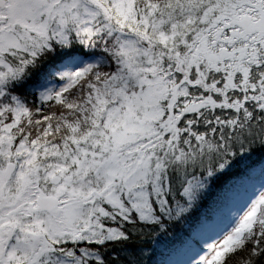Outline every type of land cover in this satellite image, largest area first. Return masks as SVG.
<instances>
[{"label":"snow or ice","instance_id":"obj_1","mask_svg":"<svg viewBox=\"0 0 264 264\" xmlns=\"http://www.w3.org/2000/svg\"><path fill=\"white\" fill-rule=\"evenodd\" d=\"M264 0H0V264H264Z\"/></svg>","mask_w":264,"mask_h":264},{"label":"trees","instance_id":"obj_2","mask_svg":"<svg viewBox=\"0 0 264 264\" xmlns=\"http://www.w3.org/2000/svg\"><path fill=\"white\" fill-rule=\"evenodd\" d=\"M264 162V153L259 151L253 153L251 157H248L245 161L240 162L233 171L226 174L221 178L220 183L230 180L232 177L239 176L245 166L255 167L257 170ZM195 226V220L189 222L187 226H176L170 228L167 232L159 235L149 236L148 239L140 244H134L133 248H144L147 250L148 255L140 258L146 261V264H169L178 253L183 244V241L187 238L190 228Z\"/></svg>","mask_w":264,"mask_h":264},{"label":"rangeland","instance_id":"obj_3","mask_svg":"<svg viewBox=\"0 0 264 264\" xmlns=\"http://www.w3.org/2000/svg\"><path fill=\"white\" fill-rule=\"evenodd\" d=\"M182 259V257L179 255V253L173 258L170 260V262H178ZM169 262V264H170Z\"/></svg>","mask_w":264,"mask_h":264}]
</instances>
